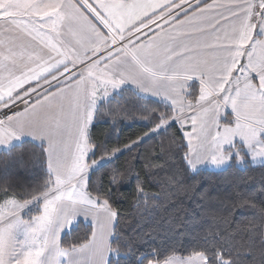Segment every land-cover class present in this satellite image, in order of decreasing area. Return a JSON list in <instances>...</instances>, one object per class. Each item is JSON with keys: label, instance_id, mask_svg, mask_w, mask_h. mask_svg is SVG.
<instances>
[{"label": "snow or ice", "instance_id": "snow-or-ice-1", "mask_svg": "<svg viewBox=\"0 0 264 264\" xmlns=\"http://www.w3.org/2000/svg\"><path fill=\"white\" fill-rule=\"evenodd\" d=\"M27 11L22 10V0H11L9 6L0 0V34L10 31L8 25L17 19L26 22ZM125 82L134 83L137 91L144 87L131 70H118L106 78L104 94L109 87L122 90ZM147 99L136 95L129 111L130 101L121 95L116 109L109 110L113 132L128 117L139 122L140 131L123 144L111 142V134L96 143L92 133L99 125L93 119L85 130L87 144L66 154L51 110L45 116L21 109L14 97L0 98V157H8L0 159V264H264V200L257 205L240 188L247 183L249 191L264 194V131L245 138L218 124L214 131L198 127L195 119L188 130L187 118L143 106ZM25 120H33L38 129L26 127ZM150 142L141 166L139 150ZM27 162H32V174L43 173L38 187L22 179ZM154 167L169 170L167 183L175 189L198 192L204 188L198 177L212 170L227 191L235 189V199L228 197L230 206L221 215L215 209L211 222H198L194 216L193 227L169 220L168 227L124 232L118 228L117 206L126 189L135 186L144 192L145 182L155 180ZM74 226L86 230L69 241Z\"/></svg>", "mask_w": 264, "mask_h": 264}, {"label": "crops", "instance_id": "crops-1", "mask_svg": "<svg viewBox=\"0 0 264 264\" xmlns=\"http://www.w3.org/2000/svg\"><path fill=\"white\" fill-rule=\"evenodd\" d=\"M254 2L240 0V12L245 14L247 10V18L238 20L234 19L232 12L229 17L227 14L224 17L218 14L223 9L216 2L195 7L193 12H199V17L192 44L195 51L194 59H191L194 71L187 69L179 72L164 68L166 64L159 59L160 54L155 59V43H144L157 30L141 39L138 38L143 30L141 28L126 38L125 43L137 40V43L134 42L137 44L135 48L144 46L139 51L126 47V44L114 47L106 39L105 26L97 22L94 13H89L92 12L89 7L85 6L88 12L76 0H22V10H28L26 22L17 19L14 24L8 25L10 31L0 34V98L14 97L13 102H16L25 95L36 93L28 108L45 116L51 110L56 116L65 153L81 138L79 134L84 112L82 115L78 111L73 112L70 100L76 91L73 86L76 80L71 81L69 77L76 76L82 68H85V98L89 92L96 106L100 99H106L103 96L110 97L121 89L109 87L106 96L103 90L106 78L118 70L124 72L132 68L138 81L144 85L138 92L164 101L171 107L174 97L186 94L191 84L205 90L216 100L215 91L227 83L225 78L233 72L237 58L232 50L237 47V51H241L243 45L240 36L256 26L250 18ZM119 3L109 2L96 9L102 12L112 27H119L120 30L123 28L126 32L127 29L137 28L143 17L166 7L171 0H131L123 5ZM5 4L9 6L11 0H5ZM204 11L206 14L211 11L215 14L209 17L201 15ZM21 14H24L23 11ZM4 22L7 24L8 17L4 18ZM203 76L208 80H202ZM67 78L71 84L66 81L59 85ZM125 86L137 90L134 83L125 82L122 87ZM42 123H47V120ZM25 125L33 130L39 127L33 120H25ZM69 137L74 141L71 146L64 143Z\"/></svg>", "mask_w": 264, "mask_h": 264}, {"label": "rangeland", "instance_id": "rangeland-1", "mask_svg": "<svg viewBox=\"0 0 264 264\" xmlns=\"http://www.w3.org/2000/svg\"><path fill=\"white\" fill-rule=\"evenodd\" d=\"M130 1L126 0L119 4L123 5ZM202 1L205 0H171V3L166 7L147 15V17H143L140 21L141 25L137 26V28L127 29L126 32L123 28L120 30L119 27H117L118 29L112 27L104 19L102 12L96 9L102 7V5H108L109 2L119 1L105 0L102 2H93L89 5L86 4L85 6L89 7V11L92 12H89L84 5L82 7L90 14L94 13L97 22L100 21L105 26L99 23L106 30V39H109L110 45H114V47L118 45L124 46L126 44V47H133V49L139 51L144 46L135 48L137 45H135L137 43L135 41L137 40H134L135 43H131V41L130 43H125L127 41L126 38L135 33V30L141 28H143L139 34L141 36H138L141 39H144L145 35L157 30L154 36L150 39H145L144 43H150L151 45L155 43V59L160 54L158 56L159 59L164 60L166 64L164 68H167L168 71L177 70L181 72L187 69L194 71V65L191 59H194L195 51L192 44H194L195 26L199 12H193V10L198 5L200 6V2ZM213 2H216L219 7L222 6L223 11L218 14H221L223 17L226 14L228 17L231 16L232 12L235 20L247 18L246 8L244 9L243 7L246 11L245 14H241L240 12V0H209L207 5H213ZM251 9L252 14L250 18L256 26L254 25L253 30L251 29L249 33L247 32L245 35L240 36V43L243 45L242 50L237 51V47L232 50L234 55L236 54L237 59L232 69L233 72H230L227 78H225L227 83H223L220 89L215 91L217 99L214 100L208 92L193 84L190 85L186 94L174 97L175 101L172 109L177 116L188 119V130H190L193 119H195L198 127L204 125L209 130L214 131V126L218 124L222 130L232 134L244 135L245 138H252L260 131H264V0H255ZM211 12L206 14L204 11L201 15L204 14L209 17L210 14H215ZM116 24L114 25L118 26ZM155 62L159 63V61ZM82 69L76 73V76L69 77L71 81L76 80L73 85L76 91L73 90V99L70 100V104L73 105V112L78 111L81 115L84 112L83 125H81L79 134L81 138L71 148H75L78 144L81 147L87 144L85 130L88 129V124L93 121L96 110L94 99H92L89 92L85 98V68ZM123 69H126V67H123ZM131 71L135 76L133 68ZM69 78L59 85L66 81L70 83ZM201 78L205 81L208 80L205 76ZM81 89L83 92H81ZM191 96H194V99ZM110 97L103 96L106 99ZM85 99L87 102L86 105ZM73 142L72 137L64 141L67 146H71Z\"/></svg>", "mask_w": 264, "mask_h": 264}, {"label": "trees", "instance_id": "trees-1", "mask_svg": "<svg viewBox=\"0 0 264 264\" xmlns=\"http://www.w3.org/2000/svg\"><path fill=\"white\" fill-rule=\"evenodd\" d=\"M209 0L200 2V6L206 4ZM199 6V5H198ZM122 91V92H121ZM121 95L124 99L129 100L128 110L133 107L131 101L135 100L136 95H142L136 89L132 87H122L118 92L112 94L110 98L102 100L96 106L94 113L95 122L99 125L92 136L96 143H103L106 138H109L113 143L123 144L128 140L129 136H134L139 132V122L132 123V118L125 119V123L117 126L116 132H113L111 123L112 117L109 114V110H115L117 105L116 101L121 99ZM148 97V96H147ZM192 97V96H191ZM194 99V96L192 97ZM143 106L155 108L161 111H166L170 115L174 113L172 107L159 99L148 97L146 101L141 102ZM123 107V105H121ZM138 111H143V107L137 105ZM108 120V125L104 124V121ZM179 127V126H177ZM175 135V130L171 133ZM185 142V141H184ZM179 144V140H177ZM31 151L39 152L38 149L33 148L31 144L25 145ZM141 155V166L145 164L148 159V154L151 151V142L149 145H145L143 149L139 150ZM15 154H19V149L14 150ZM0 159H8V157H0ZM121 161V166H123ZM26 176L22 177L25 183L31 187H38L43 180V173L37 171L32 174V162L26 163ZM168 169L154 167L152 172L155 175V180L149 179L144 184V192L141 194L132 186L126 189L125 198L120 200L118 212L121 219L119 221L118 228L123 229L124 232L135 234L143 230H153L160 227H168V221L171 220L173 224L181 223L187 224L188 227L194 225L190 223L195 216L198 222L208 221L211 222V213L216 209L217 215H221L225 208L229 207L228 197L235 199L233 195L235 189L227 191L226 186L220 184L218 181L220 177L216 176L212 170L205 171L198 177L203 181L204 188L202 192H198L195 189L192 190H177L174 186H170L167 183ZM231 177V173L226 174ZM247 175V174H245ZM95 180V178H94ZM199 187V186H198ZM241 191L245 195L250 196L257 201V205L264 200V194H261L256 189L249 191L250 185L242 183L240 185ZM255 192V196L252 193ZM143 196V199H141ZM249 209H245L248 211ZM231 218H229V223ZM222 223L223 227H227V223ZM86 229L81 226L78 230L74 226V233L67 237L69 241L79 239Z\"/></svg>", "mask_w": 264, "mask_h": 264}, {"label": "built area", "instance_id": "built-area-1", "mask_svg": "<svg viewBox=\"0 0 264 264\" xmlns=\"http://www.w3.org/2000/svg\"><path fill=\"white\" fill-rule=\"evenodd\" d=\"M76 1L85 6L86 4L89 5V4L93 3V2H99V1L102 2V1H105V0H76ZM116 1L124 2L126 0H116ZM34 95H35V93H31V94L25 95V96L21 97L20 99H18L16 102L19 103V106H20L21 109L28 108L30 106L32 100H33V96Z\"/></svg>", "mask_w": 264, "mask_h": 264}]
</instances>
